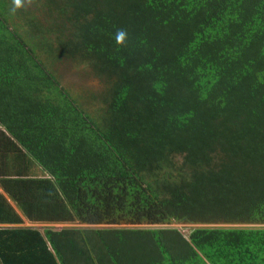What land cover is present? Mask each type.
<instances>
[{"label":"trees","instance_id":"16d2710c","mask_svg":"<svg viewBox=\"0 0 264 264\" xmlns=\"http://www.w3.org/2000/svg\"><path fill=\"white\" fill-rule=\"evenodd\" d=\"M32 6L0 0V224L76 226L1 229L0 264H264V0Z\"/></svg>","mask_w":264,"mask_h":264},{"label":"rangeland","instance_id":"374dc122","mask_svg":"<svg viewBox=\"0 0 264 264\" xmlns=\"http://www.w3.org/2000/svg\"><path fill=\"white\" fill-rule=\"evenodd\" d=\"M39 10V5L35 6ZM32 5L27 8H35ZM55 74L58 76L61 86L65 88L68 93L79 103H84L83 95H95L102 89L100 82L91 76L88 67L84 65H59ZM90 111V108L97 109L100 106L94 102L89 101L85 106ZM62 226V225H61ZM73 226V225H72ZM182 229L185 233L188 232L187 225H174Z\"/></svg>","mask_w":264,"mask_h":264},{"label":"crops","instance_id":"0c3cea01","mask_svg":"<svg viewBox=\"0 0 264 264\" xmlns=\"http://www.w3.org/2000/svg\"><path fill=\"white\" fill-rule=\"evenodd\" d=\"M0 132L8 135L7 132L4 130V128L1 125H0ZM12 168H13V165L10 164V171L12 170ZM14 172L12 174H10V176H14L16 174H21V175H26V176H30V177L31 176L32 177H41L44 174L42 172L41 168L38 167L36 164L29 163L26 159L23 161L22 158H19L18 161L15 162ZM0 193L4 194V196L7 197L1 188H0ZM12 205H13L17 215L20 217L21 223L20 224H14V225L0 224V230L1 229H16V228L41 229V228H45V227H50V228L56 229V228L76 226L75 224H72V223L39 222L37 220H29V218L26 217L20 209L16 208L14 204H12ZM33 216L36 218L37 214L34 213Z\"/></svg>","mask_w":264,"mask_h":264},{"label":"clouds","instance_id":"9594fccd","mask_svg":"<svg viewBox=\"0 0 264 264\" xmlns=\"http://www.w3.org/2000/svg\"><path fill=\"white\" fill-rule=\"evenodd\" d=\"M33 4V0H11V12L17 13ZM115 40L118 46L127 47L128 33L126 29H117L115 32Z\"/></svg>","mask_w":264,"mask_h":264}]
</instances>
